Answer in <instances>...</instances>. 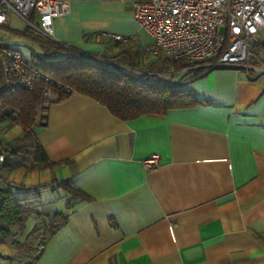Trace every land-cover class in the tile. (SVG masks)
Listing matches in <instances>:
<instances>
[{
    "label": "crops",
    "instance_id": "crops-1",
    "mask_svg": "<svg viewBox=\"0 0 264 264\" xmlns=\"http://www.w3.org/2000/svg\"><path fill=\"white\" fill-rule=\"evenodd\" d=\"M134 1L68 0V12L52 22L53 36L162 72L163 52L142 58L153 39L137 24ZM19 20L10 15L0 30L43 46L54 56L48 61L68 55L62 48L49 53L51 42L16 25ZM258 39L252 49L264 60V30ZM193 71L177 73L176 82L199 102L163 115L123 120L76 92L46 102L32 130L53 163H28L0 174V183L33 198L30 202L46 216H66V224L49 239L40 218L27 220L17 239L43 237L32 264H264V74L247 76L232 67L195 76ZM20 135L0 137V142ZM152 153L159 155V164L145 168L142 161ZM21 168L53 171L46 182L17 184L9 176ZM62 179L90 199L70 201L63 190H52L54 180ZM33 225L40 228L27 235ZM16 237L0 241V264H13L20 254Z\"/></svg>",
    "mask_w": 264,
    "mask_h": 264
},
{
    "label": "built area",
    "instance_id": "built-area-1",
    "mask_svg": "<svg viewBox=\"0 0 264 264\" xmlns=\"http://www.w3.org/2000/svg\"><path fill=\"white\" fill-rule=\"evenodd\" d=\"M134 18L153 39L142 50L144 56L165 54L164 71H149L123 64L101 54L78 49L55 40L52 22L68 12V0H0V27L16 15L32 32L49 40V53L62 48L68 54L113 71L131 76L163 77L196 69L232 67L243 70L247 76L264 74V60L252 49L258 44V35L264 30V0H136ZM122 40L120 35H114ZM186 66L175 69L176 61ZM0 78L2 87L11 92L16 88L33 89L38 81L55 84L19 49L0 45ZM51 95L49 89L45 90ZM0 142V170L5 156ZM157 153L143 161L145 168L158 166Z\"/></svg>",
    "mask_w": 264,
    "mask_h": 264
},
{
    "label": "trees",
    "instance_id": "trees-1",
    "mask_svg": "<svg viewBox=\"0 0 264 264\" xmlns=\"http://www.w3.org/2000/svg\"><path fill=\"white\" fill-rule=\"evenodd\" d=\"M42 71L49 74L55 84L38 81L33 89L16 88L7 92L0 78V119H7L11 126L19 125L22 134L6 143H2L5 160L1 171L31 165L50 166L41 144L37 140L32 127L36 122L38 109L46 102L59 101L72 92L83 94L105 105L116 117L130 120L141 115H163L168 110L180 107H189L199 101L188 89L176 81L167 82L158 77L144 75L131 77L103 66L88 62L77 56L68 54L59 60H42L35 63ZM185 61H176L175 69L186 66ZM202 70L196 69L193 75ZM51 95L47 96L45 90ZM50 97V98H47ZM55 186L63 190L71 201L89 200L90 196L69 179L54 180ZM0 183V241L17 236L14 239L21 252H28L32 243L28 237L17 238L23 234L27 220L35 215L41 219V229L48 233L47 239L59 231L66 224V216L55 212L46 216L30 201L33 198H24L16 195L12 186ZM68 201L67 208L72 204ZM40 227L33 225L30 232L33 234ZM46 239V240H47ZM39 253L30 257L32 264Z\"/></svg>",
    "mask_w": 264,
    "mask_h": 264
},
{
    "label": "rangeland",
    "instance_id": "rangeland-1",
    "mask_svg": "<svg viewBox=\"0 0 264 264\" xmlns=\"http://www.w3.org/2000/svg\"><path fill=\"white\" fill-rule=\"evenodd\" d=\"M18 24L19 25L23 24V25H25V28L30 30V28L23 21H21V20L17 21L16 25H18ZM6 44H9L12 47L16 46L17 49H19L22 53H24L27 57H29L34 63L38 62V58H34L35 56H37L35 54H38L41 58H43L45 60H47L49 58H54V56H52L51 54H48L46 52V50L43 46H40V45L37 46L33 41H30L29 39H26L22 36L14 34V33H8V32H6V30L1 29L0 30V45H6ZM32 51H34L35 54ZM148 57L149 56L146 57L142 54V58L144 60H147ZM164 69H166V67ZM177 77H178V74L176 73L173 76L164 75L163 77H158V78L159 79L164 78V79H167L165 81L171 82L173 80L177 81ZM162 79H160V80H162ZM47 98H50V97H47ZM46 104L47 103H44L38 109V113L36 116V123L43 118V116L45 114ZM0 125H3V127H0V133H7L14 127V125L13 126L10 125V123L7 119H0ZM0 137H1V139H6L5 136H3V135H0ZM35 234L36 235H34L30 239V241L32 243L31 249L25 253L20 252V254L18 256H16L13 264H27V261L30 260V258L28 256L32 257L36 254V250H37L36 247L39 245V243H41V241L43 240V237L41 235L42 233L41 234L35 233Z\"/></svg>",
    "mask_w": 264,
    "mask_h": 264
},
{
    "label": "clouds",
    "instance_id": "clouds-1",
    "mask_svg": "<svg viewBox=\"0 0 264 264\" xmlns=\"http://www.w3.org/2000/svg\"><path fill=\"white\" fill-rule=\"evenodd\" d=\"M0 127H3V125H0ZM21 131L20 128L13 127L9 132L7 133H0V135L5 136L6 138H12L14 135H20ZM2 161V159H0ZM53 169H33L31 171H28L24 168L14 170L10 176L9 179L13 182L20 184H36V183H43L51 179Z\"/></svg>",
    "mask_w": 264,
    "mask_h": 264
},
{
    "label": "snow or ice",
    "instance_id": "snow-or-ice-1",
    "mask_svg": "<svg viewBox=\"0 0 264 264\" xmlns=\"http://www.w3.org/2000/svg\"><path fill=\"white\" fill-rule=\"evenodd\" d=\"M3 19V17L2 16H0V20H2ZM0 159H2L3 160V157L2 156H0Z\"/></svg>",
    "mask_w": 264,
    "mask_h": 264
}]
</instances>
